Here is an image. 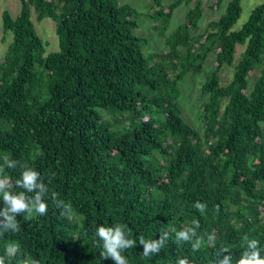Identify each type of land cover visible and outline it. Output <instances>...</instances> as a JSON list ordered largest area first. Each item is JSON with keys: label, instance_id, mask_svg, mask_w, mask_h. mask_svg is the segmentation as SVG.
<instances>
[{"label": "trees", "instance_id": "1", "mask_svg": "<svg viewBox=\"0 0 264 264\" xmlns=\"http://www.w3.org/2000/svg\"><path fill=\"white\" fill-rule=\"evenodd\" d=\"M242 1L228 0L199 32L204 0H173L168 10L153 0L149 15L168 50L148 55L136 33L140 12L120 0H20L16 16L4 11L11 42L0 57V166L7 157L35 167L71 207L68 218L49 200L46 216L18 217L21 231L0 235L4 264H114L100 256L101 223L125 225L137 241L124 253L130 264H214L222 247L235 264L244 234L264 245V2L234 30ZM183 4L186 20L167 34ZM34 13L56 22L59 50L47 53ZM238 44L245 49L223 85ZM210 55L216 65L201 88L208 100L197 128L182 116L180 83ZM19 171L2 174L14 183ZM196 201L206 203L203 215ZM194 219L199 249L170 233L165 249L143 257L140 238ZM10 243L20 246L11 259Z\"/></svg>", "mask_w": 264, "mask_h": 264}, {"label": "clouds", "instance_id": "2", "mask_svg": "<svg viewBox=\"0 0 264 264\" xmlns=\"http://www.w3.org/2000/svg\"><path fill=\"white\" fill-rule=\"evenodd\" d=\"M18 169L19 177L14 183L9 181L6 175H3V169ZM50 178L47 180L42 173L29 164H21L18 160H3L0 166V235L5 233H18L21 231V224L18 217L27 216L42 217L48 214L49 203L54 201L56 207L61 210V215L71 217V207L65 201L59 199L56 192H50ZM193 207L202 215L205 213L207 205L204 202L196 201ZM200 221L194 219L192 226L177 229L172 227L168 231L158 233V238L144 239L140 238L139 245L142 246V255L146 258H152L165 249L170 233L175 234V242L191 243L194 250L199 249L202 238L198 235ZM97 241L100 242V256L103 260L111 259L114 264H130L128 256L124 253L127 250L137 246V241L130 238L131 233L122 224H99L94 231ZM208 242H215L216 233H208ZM242 251L235 264H264V245L261 241L249 238L247 234L242 237ZM20 252V246L16 243H10L5 248L6 256L11 259ZM214 264H234L228 247H222L215 253ZM0 264H4L0 260ZM176 264H189L187 258H179Z\"/></svg>", "mask_w": 264, "mask_h": 264}, {"label": "rangeland", "instance_id": "3", "mask_svg": "<svg viewBox=\"0 0 264 264\" xmlns=\"http://www.w3.org/2000/svg\"><path fill=\"white\" fill-rule=\"evenodd\" d=\"M173 0H163V6L168 10L169 5ZM122 4L129 3L140 12L139 28L136 33L139 36L147 38L148 42L145 46L146 54L165 53L168 50L166 46L165 36L161 35L155 28V23L150 17V13L155 10L153 6V0H120ZM264 0H243V11L240 19L233 26L234 30L240 29L249 19L253 9ZM216 0H204V14L200 22L199 32H203L207 24L219 19L222 13L226 10L228 0L224 2L222 6H217ZM191 6L183 4L177 10H175L170 25L167 30V34L172 32L180 23L186 20V14ZM21 9L20 0H0V57L3 58L9 44L11 42V35L6 34L3 28V13L9 10L14 16H16ZM34 21L37 30L41 37L47 44V53L59 50V38L56 33V22L51 18H45L43 21L37 19L36 13H34ZM245 49V45L238 44L235 54V61L233 65H225L220 72L222 78V84H228L234 77L235 65L238 64L242 57V52ZM216 65L215 56L210 55L204 63L203 71L199 74H188L184 80L180 83L181 96L180 104L183 111V118L185 121L197 128L202 125V105L208 100V96L202 92V85L206 81L207 73L210 72ZM258 72H255L250 77V88L254 86L257 79ZM103 115L106 119L114 120V116L103 110Z\"/></svg>", "mask_w": 264, "mask_h": 264}]
</instances>
